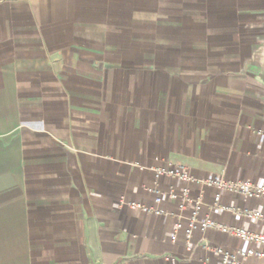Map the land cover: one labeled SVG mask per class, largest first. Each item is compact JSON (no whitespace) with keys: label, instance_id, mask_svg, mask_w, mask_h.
<instances>
[{"label":"crops","instance_id":"obj_1","mask_svg":"<svg viewBox=\"0 0 264 264\" xmlns=\"http://www.w3.org/2000/svg\"><path fill=\"white\" fill-rule=\"evenodd\" d=\"M156 167L264 185V0H0V264H218L204 241L259 248L210 229L189 249L176 216L133 209L157 187L178 214L167 194L189 186L201 218L264 233L212 208L218 188ZM221 203L264 214L226 190Z\"/></svg>","mask_w":264,"mask_h":264},{"label":"built area","instance_id":"obj_2","mask_svg":"<svg viewBox=\"0 0 264 264\" xmlns=\"http://www.w3.org/2000/svg\"><path fill=\"white\" fill-rule=\"evenodd\" d=\"M153 169L158 180L164 176H168L176 177L187 182H197L206 186L216 187L219 189V192L216 194L215 202L213 205H211L212 208L228 210L250 219L264 221V214L262 212L230 206L227 207L221 203L223 190H226L231 194L243 195L249 198L260 199L264 201V185H257L248 180L234 181L223 178L198 180L193 175H191L185 167H180L177 169L169 167H156ZM148 189L156 192L155 205L148 206L144 203L134 202L130 204L131 207L133 209H141L147 214H172L176 216L177 221L175 223V232L173 235L174 240H177L178 234L180 232H184L188 240V248L192 249L191 240L197 231L205 232L213 229L231 237L242 239L248 241L251 244L259 246V248L248 247L247 249L232 251L223 246L212 245L207 241H204L202 243V247L208 251L216 253L220 257L218 264H245V261L251 258L264 259V233L221 223L213 219L209 214L206 215V217L201 218L203 206L206 204L204 194L193 197L189 186L185 187L181 192L171 189L167 195L170 199L177 203L179 208V213L174 214L169 213L164 208H162L164 196L157 187ZM189 204L192 205L191 215L185 219L183 217V213L188 210ZM203 264H212V261L207 257L203 260Z\"/></svg>","mask_w":264,"mask_h":264}]
</instances>
